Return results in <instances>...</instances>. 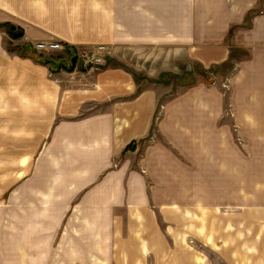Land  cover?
I'll return each instance as SVG.
<instances>
[{"label": "crops", "instance_id": "obj_1", "mask_svg": "<svg viewBox=\"0 0 264 264\" xmlns=\"http://www.w3.org/2000/svg\"><path fill=\"white\" fill-rule=\"evenodd\" d=\"M0 23L23 33L19 50L10 52L0 29V129L13 144L23 139L35 158L30 189L73 194L80 211L104 210L102 220L81 216L96 239L107 233L104 222L116 223L107 222L109 209L164 204L150 197L144 177L153 178L152 193L184 194L166 201L189 215L193 208L220 213L225 202L241 207L243 192L255 203L242 206L259 216L231 218L230 230L223 218L204 224L186 216L184 236L206 246L208 235L215 238L220 264H264V198L257 194L264 191V0H0ZM38 44L59 47L57 62L76 56L73 68L37 62L34 51L49 56ZM97 47L106 51L89 68L77 55ZM232 49L247 57L236 59ZM192 63L222 76L183 87L158 105L161 88L153 82ZM44 174L53 178L49 185L38 181ZM66 175L75 181L64 183ZM154 218L127 224L142 234ZM195 219L199 228L191 226ZM192 228L198 237L188 233ZM225 233L231 253L219 241ZM175 238L174 228L168 242ZM151 240L164 238L152 228ZM181 253L168 243V263L180 254L179 264H209Z\"/></svg>", "mask_w": 264, "mask_h": 264}, {"label": "rangeland", "instance_id": "obj_2", "mask_svg": "<svg viewBox=\"0 0 264 264\" xmlns=\"http://www.w3.org/2000/svg\"><path fill=\"white\" fill-rule=\"evenodd\" d=\"M13 27L16 33L12 34L7 33L8 28H0L4 32L7 50L13 47L15 50L18 49L19 47L15 43L21 41L23 36L22 33L20 38L13 39L14 36L12 35L17 34L18 31L22 32L20 28ZM32 50L34 51L33 48ZM57 50H60V48L55 46V49L52 48L47 53H40L49 55L46 57H49L48 59L59 60L61 56L58 55ZM105 51L96 52L102 58L101 55ZM10 52H13V50H10ZM35 53L34 51V55L41 56L39 53ZM230 55L235 56L236 59L247 57L244 50L238 49H232ZM231 69L230 62L229 65L223 68L224 74H227ZM216 73H219V77L222 76L220 70L216 71L211 68L204 74L198 63L178 64L176 75L164 72L153 82L161 88L158 105L166 102L169 97L183 87L194 85L199 81L209 82L215 80ZM29 156V149L23 147V139L17 137L13 144V141L9 140L8 132L0 129V264H179L180 254L172 257L171 263H168V243L176 248V252H182L181 254H183V250L187 249L198 255L196 258L197 263H199L202 256L203 260H206L209 264H220L216 255L215 238L208 235L206 246L201 245L198 240H187L188 237L184 236L185 230H187L185 228L187 226L190 228V222L184 224L185 217L197 216L198 220L204 218V224L211 223L212 219L223 218L226 223L224 229L230 230L231 218L259 216V212L255 209L242 206L255 203L250 201L243 192L240 199L241 207L232 209L227 207V202H225V208L220 213H211V211L204 209L193 208L192 215H189L190 209H184L183 206L172 209L169 207L171 203L168 204L166 201L168 197L173 198L174 195L183 196L184 194H173L168 191L152 193L153 187H155L153 178L144 177L150 197L153 196L155 200L159 198V202L164 204L159 203L161 206H158L154 201L153 206L151 204L148 206L145 203L147 209L134 208L135 204H128L127 209L120 211L109 209L110 214L107 215V222L114 220L117 224L104 222V231H107V233L96 239L97 235L90 231L89 224L81 216H84L87 212H92L93 215L91 216L102 220L101 217L104 216L102 211L104 210L80 211L75 209V195L73 194L44 193L43 191H46L44 186L41 189H39V186L30 189V183L32 181L36 183L33 178L38 172L34 170L36 167L35 158H29ZM22 159H26L25 163L21 162ZM131 164L135 166L134 161ZM44 175L40 176V180L38 178L37 180L43 185H49L53 178ZM61 179L64 180V183L69 182V180L74 182L75 176H61ZM164 184L167 185L168 182H164ZM161 188L158 187V189ZM37 189L40 191H37ZM257 194L260 198H264V191ZM44 195L49 197L46 202H44L45 200L41 201ZM228 195L230 194H225V197H228ZM40 204L45 205V207ZM146 216L155 217L154 220L157 225H144L142 234L133 230L134 227L138 229L140 226L127 224L128 220L134 221L135 218L140 220L141 217ZM77 217L79 218L76 220ZM169 220L172 224H169ZM198 220L195 219V223L193 220L191 226L199 228ZM121 222H124V225ZM208 227L210 230L211 226ZM152 228L158 230L164 240H151ZM174 228L176 238L175 240L170 239L171 242H168V236L173 237ZM146 231H148L150 240H144ZM188 233L198 237V233L194 228L188 229ZM216 236L219 238L220 234H216ZM243 239L244 236H239L241 243ZM230 240L229 233L227 236L225 233L219 241L225 246L224 251L231 253L232 243ZM234 244H239L236 233ZM174 259H176V262Z\"/></svg>", "mask_w": 264, "mask_h": 264}, {"label": "built area", "instance_id": "obj_3", "mask_svg": "<svg viewBox=\"0 0 264 264\" xmlns=\"http://www.w3.org/2000/svg\"><path fill=\"white\" fill-rule=\"evenodd\" d=\"M37 49H52L53 47L51 45H44V44H38L36 46ZM103 51L105 50L104 47H97L95 48L93 51H85L82 53H79L77 56L81 59V61H83V63L88 66L89 68L92 67H97L100 63L102 58L100 57V55H97L96 51Z\"/></svg>", "mask_w": 264, "mask_h": 264}, {"label": "trees", "instance_id": "obj_4", "mask_svg": "<svg viewBox=\"0 0 264 264\" xmlns=\"http://www.w3.org/2000/svg\"><path fill=\"white\" fill-rule=\"evenodd\" d=\"M3 27L8 28L7 33H9V34L16 33V30L13 27V25H11L9 23L0 24V28H3ZM12 36H14L13 39H18V38H20L22 36V32L18 31L17 34L12 35ZM10 50L12 51L13 48L12 49L9 48L8 51H10ZM33 58L36 59V61L39 62V63L50 64L51 66H53L54 63H58L57 61H59V60H52V59L44 58L42 56H38V55H34V54H33Z\"/></svg>", "mask_w": 264, "mask_h": 264}, {"label": "water", "instance_id": "obj_5", "mask_svg": "<svg viewBox=\"0 0 264 264\" xmlns=\"http://www.w3.org/2000/svg\"><path fill=\"white\" fill-rule=\"evenodd\" d=\"M75 61H76V56H73V57L71 58V60L68 61V62L63 60V61H61V62L54 63V65L57 66V67H59V66H61V65H65V66L68 67V68H73ZM188 70H189V68H188Z\"/></svg>", "mask_w": 264, "mask_h": 264}]
</instances>
